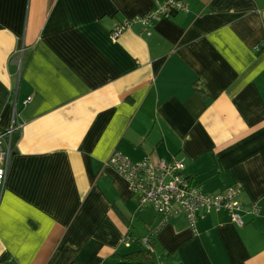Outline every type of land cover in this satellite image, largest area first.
Here are the masks:
<instances>
[{
	"label": "crops",
	"instance_id": "0c3cea01",
	"mask_svg": "<svg viewBox=\"0 0 264 264\" xmlns=\"http://www.w3.org/2000/svg\"><path fill=\"white\" fill-rule=\"evenodd\" d=\"M158 1L0 0V132L21 125L0 264H118L148 237L154 264H264V0H183L113 37ZM116 151L184 159L204 193L241 185L245 225L141 208Z\"/></svg>",
	"mask_w": 264,
	"mask_h": 264
},
{
	"label": "built area",
	"instance_id": "2783aa9c",
	"mask_svg": "<svg viewBox=\"0 0 264 264\" xmlns=\"http://www.w3.org/2000/svg\"><path fill=\"white\" fill-rule=\"evenodd\" d=\"M157 4L160 6L159 10L149 11L145 15H138L118 24L112 31L113 37L119 38L137 23L143 26L141 34H150L148 26L154 21L168 16L172 10H189L183 0H164ZM20 129L21 125L13 123L9 131L0 132V195L4 191L10 161L18 144L14 135ZM108 164L126 179L141 208L150 206L159 213L183 214L193 227L209 210H227L231 213L233 222L239 226L245 225L244 205L240 197L243 187L235 185L224 192L204 193L195 188L190 178L184 175V159L161 160L155 164L148 157L133 161L116 151L109 156ZM251 208L253 213L259 211L257 204H253Z\"/></svg>",
	"mask_w": 264,
	"mask_h": 264
},
{
	"label": "trees",
	"instance_id": "16d2710c",
	"mask_svg": "<svg viewBox=\"0 0 264 264\" xmlns=\"http://www.w3.org/2000/svg\"><path fill=\"white\" fill-rule=\"evenodd\" d=\"M18 136L14 135V139L18 140ZM150 237L147 238V246L129 253H116L114 256L121 260L118 264H154L155 257L153 255V244L150 243Z\"/></svg>",
	"mask_w": 264,
	"mask_h": 264
}]
</instances>
